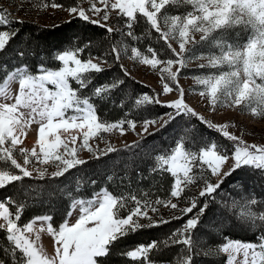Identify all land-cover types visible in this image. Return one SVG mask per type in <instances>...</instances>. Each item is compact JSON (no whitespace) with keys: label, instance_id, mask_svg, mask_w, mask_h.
Returning <instances> with one entry per match:
<instances>
[{"label":"snow or ice","instance_id":"6c2138e0","mask_svg":"<svg viewBox=\"0 0 264 264\" xmlns=\"http://www.w3.org/2000/svg\"><path fill=\"white\" fill-rule=\"evenodd\" d=\"M25 2L28 0H21V6ZM90 3L87 11L79 3L66 7L65 11L82 21L107 27L108 33L114 29L102 21H108L112 12H116L118 18H123L127 29L121 32V36L127 35L134 41L140 39L135 34L134 25L143 19L171 50L170 58L163 59L158 58L152 47L147 48L150 56L138 47H131L129 56L150 66L152 70L159 68L162 81L161 94H143L135 100V106L159 104V95L173 91L179 93L177 99L164 105L172 110L164 114L168 120H164L163 124V117L136 121L128 118L127 114L117 121L102 118L96 101L108 100L112 90L123 80L94 86L90 94L83 92L92 84L94 74L105 71L101 64L108 62L104 57H100V63L94 62L97 57L91 53L81 58L88 44L77 47L73 46V42V45L58 50L53 57L55 67L41 63L33 71L26 63L16 65L13 62L11 68L6 63L0 64V165H3L0 166V189L16 184L25 196L29 192H38V185L17 184L23 182L24 178L43 180L49 175L46 168L33 167L29 170L28 166L33 164V160L43 165L53 162L57 170L51 173V177L63 176L70 169L88 163L78 157L83 149L97 160L117 151L103 134L119 131L123 135L126 127L134 131L137 123L142 128L138 135L143 136L144 133L152 135L150 126L161 124L163 127L180 116L196 117L208 129L216 131L232 144L226 146L202 139L197 147L196 142L189 143L188 137L181 134L174 145L156 153L154 164L149 169L150 174L168 173L173 178L166 199L158 196L153 199L149 191L131 188L113 193L104 187L86 196L68 193L70 202L60 222L45 213L23 223L20 221L26 201L18 202L13 212L7 206L12 203V197L0 199V230L5 231L7 241L0 264H102L98 258L108 257L116 241L138 230L167 224L171 219H181L188 214L192 215L166 239L136 245L122 255L139 264H155L149 259V254L153 249L159 251L158 244L164 247L183 245L175 258V264H193V233L207 203L198 206L197 199L193 197L187 200L190 206L178 209V204L173 203L172 198L179 201L185 189L197 181L203 182L199 196L212 197L221 187L223 177L245 166L261 170L264 174V146L245 143L228 131L230 125L214 124L192 109L185 102L184 89L179 85L180 72L195 60H206L207 63L200 67L216 71L196 74L193 78L201 86L199 96L207 99L213 111L218 108H240L254 117H264V0H98L102 7H97L91 0ZM42 7L60 8L63 5L53 0L43 3ZM181 8L185 10L179 11ZM169 9L176 11L170 12ZM101 12L103 16L99 20L91 19L89 15L99 16ZM10 16L5 9H0V53L19 32L18 28L9 26L23 23L10 19ZM234 29H239L237 36L241 32L247 33L242 43L225 38ZM196 34H200L199 40ZM170 41L178 44V50ZM197 44L209 46V51L196 55L193 49ZM128 53L129 45L121 40L113 43L104 56L114 55L115 60L119 61L122 54L127 56ZM28 54L35 55L34 52ZM18 55L24 57L25 52H19ZM120 67L127 76L128 71L123 65ZM13 83L18 84L15 93L11 90ZM33 124L39 126L36 146L31 150L19 148V154L23 156V163H19L14 153L24 143L23 138ZM78 139L81 141L79 146ZM94 139L105 142L107 146L104 149L98 145L93 147L90 140ZM141 147L139 143L126 145L128 151ZM229 159L234 162L222 175L223 166ZM34 172L37 173L36 177H33ZM210 177L219 179L213 183ZM112 179L111 175L108 176L109 181ZM139 179H142V175L138 173ZM76 191H80L79 180ZM242 201L233 200L232 203V208H239L237 218L251 227H264V211L257 212L253 207L260 203L255 196L250 199L243 197ZM160 206L178 209L180 215H173L169 220L162 216L153 219L149 212L158 214ZM77 209L78 217L70 223L72 213ZM142 220L147 223H142ZM43 232L53 237L55 255L50 256L40 244V234ZM224 240V243L206 252L205 256L222 252L227 254L225 264H237V257L241 256L239 264H264V231H259L254 241L231 237H225Z\"/></svg>","mask_w":264,"mask_h":264},{"label":"trees","instance_id":"16d2710c","mask_svg":"<svg viewBox=\"0 0 264 264\" xmlns=\"http://www.w3.org/2000/svg\"><path fill=\"white\" fill-rule=\"evenodd\" d=\"M51 2L53 0H28L26 3L32 8L44 9L42 4ZM55 2L63 5L61 7L63 9L80 3L79 0H55ZM49 8L52 7L46 9ZM184 10L183 8L179 9L181 12ZM169 11L175 12L176 10L169 9ZM9 27L19 29L18 34L10 40L4 52L0 53V64L6 63L9 68L13 66V62L16 65L26 63L33 71L41 63L46 64L48 67H55L54 54L60 49L73 45V42V46L77 47H83L88 44L81 58H86L89 53L96 56L97 59L104 57L108 61L109 67L104 68L105 71L101 73L94 74L92 84L88 88L83 89L85 94H90L94 86L112 83L117 79L123 80L122 84L112 90L108 100L96 101L98 113L102 118L109 121H117L124 118L127 114L128 118L141 121L144 118L165 117L164 114L166 112L172 111L165 107L164 103L135 106V100L138 97L143 94L156 96L157 91L135 80L129 73L125 76L120 67L123 64L120 60L116 61L114 55L104 56V53L110 49L113 43L122 40L123 43L126 42L130 46L138 47L143 53H148L147 48L152 47L156 50L158 58H170L171 50L167 48L163 40L159 39V34L151 30L143 19H139L138 23L134 25L135 34L140 37L137 41L127 35L122 37L121 33L114 30L112 33H108L107 27L82 21L78 17L53 27H45L29 21H23L22 24H12ZM237 31L239 29L230 31L225 38L232 42L242 43L246 39L247 33L241 32L237 36ZM196 48L198 47H194L193 50ZM19 52H25V56L21 57L18 55ZM29 52H34L35 55H29ZM198 52L206 54L208 50L201 48ZM123 68L126 69L124 66ZM189 72L188 76L196 75L193 74L194 71ZM121 101H123L122 104ZM181 134H185L188 137L189 143L196 142L197 147L202 139L212 140L226 146H231L232 144V142L225 140L216 131L208 129L196 117L180 116L171 120L166 126L159 128L152 135H148L139 141L141 148L132 149V151H128L126 147L119 148L99 160L89 159L87 160L88 163L70 169L63 176L46 177L43 180L24 178L23 182H17V184L38 185V192H29L25 196L23 195V190L14 184L0 189V199L12 197V203L7 206L13 212H15L18 202L21 200L26 201L20 223L45 213L51 214L54 221L60 222L66 214L70 202L68 193H72L74 196H86L104 187L113 193H119L128 188L143 189L149 191L153 199L157 196L161 199H166L168 198L173 178L168 173L163 175L159 173L150 174L149 169L154 164V155L162 149L174 145ZM138 173L142 175V179L138 180ZM110 175L113 177L111 181L108 180ZM121 178H123L122 181ZM78 180L80 181L79 192L76 191ZM92 181H95V184H92ZM200 186L202 185H196L193 192L185 189L181 196V201L195 197L198 201V206L203 205L205 202L207 203V208L203 215L200 216L197 228L193 233L195 241L193 264H225L227 256L222 252L208 256H205V253L224 243L225 237L254 241L257 233L264 231V227H251L249 224L241 222L237 218L239 208L235 209V213L229 212L228 207L233 201H229L225 197L229 194L238 201L243 202V197L250 199L255 196L260 203L253 206L254 209L257 212L264 211V174H262L261 170H255L247 166L237 169L231 175L223 178L221 187L212 194V197H200L196 191ZM223 203H226L227 206ZM160 208L164 207L160 206ZM191 215L188 214L181 219H171L167 224L138 230L134 234L116 241L109 256L100 258L101 262L103 264H139V262L131 261L122 253L136 245H147L152 241L159 242L166 239L173 230L179 228ZM172 216L167 217L165 220H169ZM142 223L147 222L144 220ZM6 244L5 231L0 230V257L3 256L2 250ZM183 247V245L164 247L162 244H158L159 251L153 249L149 254V259L157 264H175V258Z\"/></svg>","mask_w":264,"mask_h":264},{"label":"rangeland","instance_id":"374dc122","mask_svg":"<svg viewBox=\"0 0 264 264\" xmlns=\"http://www.w3.org/2000/svg\"><path fill=\"white\" fill-rule=\"evenodd\" d=\"M79 5L83 7L86 11L90 9L91 3L90 0H79ZM91 2H95L97 7H102L98 3V0H91ZM0 9H5L8 13L11 14L10 19H15L19 21H29L33 23H37L39 25L45 26V27H53L56 25H59L60 23L67 22L73 18H75L74 15H70L65 9L63 8H49V9H35L32 8L30 5H28L26 2L23 3L21 6V0H0ZM91 16V19H97L99 20L103 16V12L100 13L99 16H92L91 13H89ZM106 26H112L114 31H117V28L119 29V33L126 32V27L124 25L123 18H118L116 15V12H112L110 19L108 21H102ZM200 34H196V39L199 40ZM173 45V47L177 48L178 50V44L175 41H170ZM124 44H127L124 42ZM128 45V44H127ZM131 47L129 45V53L127 56L121 55V63L128 71L129 75L133 77L135 80L139 81L140 83L147 85L157 91V94L162 93V81L161 77L159 75V68L157 70H152L150 66L144 65L140 63L137 60L130 59L129 56H131ZM196 48L193 50L196 55H200L201 53L198 52L201 48L206 49L209 51V46L207 45H201L197 44L195 45ZM213 51H216V49H212ZM145 55H151L148 53H144ZM96 63H100V59L94 60ZM206 60H195L188 64V66L185 69H181L180 76H179V85L184 89L185 92V102L194 109L200 116H203L205 120L211 121L214 124H228L230 125L228 131L241 139L245 141L247 144H256L257 146H264V117H254L248 112H242L240 108H218L217 110L213 111L211 108V105L207 101V99L202 98L199 96L198 92L201 88V86L197 85L195 82L194 76H188L190 74L189 71H194L193 74H204L210 71H216V69H208V68H201V64H206ZM101 66L103 68H108L109 65L107 63H102ZM162 67V66H161ZM175 70V69H174ZM11 90L13 93H15L18 90V84L13 83L11 85ZM179 93L176 91H173L172 93H169L167 95H159L158 98L161 100V103L167 104L170 101H173L178 98ZM168 117H163V120L161 121V124H163L164 120H167ZM161 124L150 126L149 132L155 133L159 128H161ZM38 125L33 124L30 129H28V134L26 137L23 138L24 143L19 145L17 148V151L14 153L19 163H23V156L19 154V148H28L31 150L33 146H36V142L38 140ZM142 132L141 125L137 123L136 129L133 131L131 129H127L123 135L119 133V131H115L111 134H103L107 138V142L111 144L115 149L126 147V145H131L134 143H138L142 139L148 136L147 133H144L143 136L138 135ZM81 141L78 139L77 146ZM90 144L93 145V147L99 146L100 149H104L107 145L105 142L94 139L90 140ZM78 157L85 159L86 161L89 159H92L91 153H89L86 149L81 150L78 153ZM233 160L229 159L227 163L223 166V172H227L232 164ZM29 170H32L33 167H38L41 169L46 168L49 175L46 177H51V173L56 171L55 165L53 162H49L47 165L36 163L35 160H33V164H30ZM195 171V169H194ZM37 173H33V177H36ZM207 175L210 176V173H207ZM224 178V177H223ZM211 181L215 183L219 178L218 177H210ZM202 185L200 188H198L196 191L197 193H200V191L203 189V182L197 181L196 183L189 185L186 189L193 192L196 188V185ZM229 201L237 200L236 198L232 197L231 195L227 194L226 197ZM173 203L178 204L179 208H184L190 206L189 203H187V200L181 201V197L179 198V201L176 198H173ZM225 206H227L226 203H223ZM229 212H234L236 208H232V204H230ZM170 209L167 207L160 208L159 214H154L152 212H149V215L153 216V219H159L162 216L164 219H166L169 216L172 215H178L179 211ZM79 214V210L77 209L72 213V216L69 220L71 223L74 221ZM144 221V220H142ZM141 221V222H142ZM147 222V221H145ZM2 223V221H0ZM37 227H39V222L37 224ZM40 244L44 247L46 252L52 256L55 255V242L52 236H50L47 232H43L40 234ZM225 254V253H223ZM242 259L241 257H237V264H239V261ZM98 261H101L100 258H98ZM103 264V263H102ZM157 264V263H155Z\"/></svg>","mask_w":264,"mask_h":264},{"label":"crops","instance_id":"0c3cea01","mask_svg":"<svg viewBox=\"0 0 264 264\" xmlns=\"http://www.w3.org/2000/svg\"><path fill=\"white\" fill-rule=\"evenodd\" d=\"M227 256V254H225Z\"/></svg>","mask_w":264,"mask_h":264}]
</instances>
